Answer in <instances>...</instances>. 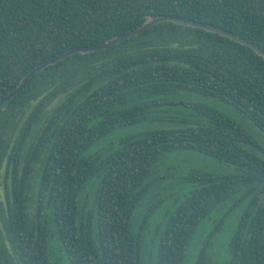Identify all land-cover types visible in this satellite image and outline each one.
<instances>
[{
    "label": "trees",
    "instance_id": "1",
    "mask_svg": "<svg viewBox=\"0 0 264 264\" xmlns=\"http://www.w3.org/2000/svg\"><path fill=\"white\" fill-rule=\"evenodd\" d=\"M163 15L264 50V0H0V264H183L201 231L196 264H264V56L252 47L161 21L9 97L50 57ZM191 153L224 168H183Z\"/></svg>",
    "mask_w": 264,
    "mask_h": 264
},
{
    "label": "water",
    "instance_id": "2",
    "mask_svg": "<svg viewBox=\"0 0 264 264\" xmlns=\"http://www.w3.org/2000/svg\"><path fill=\"white\" fill-rule=\"evenodd\" d=\"M166 20H171V21H178L181 22L183 24H187V25H192V26H198V27H202V28H206L209 30H213V31H217L220 32L221 34L224 35H228L229 37H231L232 39L245 43L248 46L252 47L253 49H255L259 54H262L264 56V50L261 49L260 47L256 46L255 44H253L251 41H247L246 39L217 26H211L208 25L206 23H202L199 21H194V20H189L186 18H182V17H178V16H172V15H163V16H158L155 17L153 19H151L150 21H148L145 25H143L142 27L133 30L131 32L128 33H124V34H120L116 37H114L113 39H110L104 43H101L99 45H94V46H78V47H73L70 48L66 51H63L57 55H54L52 57H50L49 59H47L46 61L40 63L38 66H36L35 68H33L27 75H25V77L21 80V82L19 83V85L12 91H10L9 93V97H13L14 95H16L18 92H20L24 85L26 84V82L33 76V74H35L37 71L44 69L46 66L50 65V64H54L56 63L58 60L63 59L64 57L68 56V55H72L76 52H90V51H96L102 48H108L111 45L120 42L122 40H125L129 37H132L133 35L136 34H140L143 31H145L146 29H148L150 26L155 25L161 21H166Z\"/></svg>",
    "mask_w": 264,
    "mask_h": 264
},
{
    "label": "rangeland",
    "instance_id": "3",
    "mask_svg": "<svg viewBox=\"0 0 264 264\" xmlns=\"http://www.w3.org/2000/svg\"><path fill=\"white\" fill-rule=\"evenodd\" d=\"M205 100H208V99H205ZM156 127H158V122L152 123V124H143L140 126V129H151V128H156ZM127 131H129V127L117 129L114 133L108 135L106 137V140L107 141H112V140L115 141L119 136L126 133ZM96 148H97V144L93 145L87 151V153L93 152ZM189 157H190L189 161L181 162L183 168L206 167L208 169H219V170H222L224 168V166H222L220 163H218L215 159L208 158V157H205V156L200 155V154L191 153L189 155ZM183 190L184 189H181L180 192ZM159 194H160V192H159ZM155 198H156L155 192L151 191V193L148 195V197L146 199V203H145L146 206L149 205L151 202H154ZM160 206L162 208L156 209V212H155L156 217L153 219V223H157L158 219L162 216L164 210H170V209H173L175 207V205L172 203H169V201H167L165 204H161ZM242 211H243V206L242 205L237 206L234 209V212L229 216L230 220L235 219V217L237 215H239ZM208 225H209V222L207 223V226ZM200 234L201 235L197 236L189 245L187 252H186V258H185L183 264H196V252H197V248H198L199 243H200L199 239L202 238V235L204 234V232L201 231ZM150 240L155 241V237L151 236ZM154 243L155 242H152V244H154ZM147 264H152V263L148 262Z\"/></svg>",
    "mask_w": 264,
    "mask_h": 264
}]
</instances>
